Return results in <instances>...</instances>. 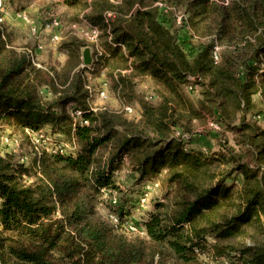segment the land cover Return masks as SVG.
Listing matches in <instances>:
<instances>
[{
	"label": "trees",
	"instance_id": "trees-1",
	"mask_svg": "<svg viewBox=\"0 0 264 264\" xmlns=\"http://www.w3.org/2000/svg\"><path fill=\"white\" fill-rule=\"evenodd\" d=\"M158 1L164 10L155 5ZM162 1L85 0L84 18L100 30L99 42L113 46L111 53L80 66L77 50L89 44L70 37L68 56L52 74L10 47L0 30V140H9L0 147V264H151L155 255L179 264H195L200 256L264 264V131L234 127L249 143L255 166L243 155L232 156L231 149L223 153V146L222 157H215L188 144L195 119L247 112L254 107V93L262 103L257 114L264 118V0ZM181 6L186 16L174 28V9ZM108 11L112 14L106 17ZM210 21L216 32L209 29ZM179 29L189 33L184 41L190 55L178 41ZM213 33L209 44L191 46L193 35ZM216 40L230 48V55L220 51L219 61L210 55ZM119 44L128 55L119 53ZM105 69L109 81L117 75V92L132 91L135 78L149 74L185 107L176 113L175 98L161 92L157 105L142 103L139 119L94 111L85 73L96 76ZM204 69L217 75L202 78L198 72ZM190 81L203 86L194 103L179 88ZM69 106L81 109L88 123L74 122ZM19 144L30 145L27 161L17 158ZM226 155L238 163L234 169L223 164ZM123 169L139 179L164 171L171 188L138 226L142 237L123 232L130 219L117 211L120 201L113 193ZM236 171L242 176L239 186L227 183ZM150 182L159 186L157 179ZM106 191L108 200L117 199L109 204L119 219L116 226L96 213Z\"/></svg>",
	"mask_w": 264,
	"mask_h": 264
},
{
	"label": "rangeland",
	"instance_id": "rangeland-1",
	"mask_svg": "<svg viewBox=\"0 0 264 264\" xmlns=\"http://www.w3.org/2000/svg\"><path fill=\"white\" fill-rule=\"evenodd\" d=\"M74 0H3L4 2V11L2 12L3 19L7 20V12H10L12 14L19 10H25L27 15L30 16L35 20V22L39 21L40 24L44 25L45 21L49 20L52 17H58L61 21V29H60V36L61 39L56 42H50L48 39H46L45 45H47V50L52 47H65L66 41L70 37H75L78 39L84 40L87 45L90 48L91 56L93 57L92 52V45L85 40V37L81 34V30L74 27V25H79L82 19H85V14L87 12V7L85 0H76L73 4ZM88 1V0H87ZM162 1V0H161ZM171 1V0H167ZM218 1V0H217ZM230 0H219V3H227ZM159 2V1H158ZM163 2V1H162ZM182 7V6H181ZM176 7L174 9L175 12V20L173 27L179 28L180 23L183 19V17L186 16L185 10L182 7ZM6 14V15H5ZM178 17H180V22H178ZM213 16H208V18H212ZM3 20V28L5 33V41L7 44L20 51L21 53L23 48H33L36 44V39L30 35L27 26L20 21H16V24L18 25H9V23L6 20ZM86 20V19H85ZM87 21V20H86ZM210 30L211 32H216V28L214 26V23L210 21ZM21 24V26H19ZM42 25L41 29H42ZM190 31V28L187 27ZM178 36V41L182 44V47L184 48L185 52L190 55V45L184 41V38L188 36V32L186 30H181L176 33ZM214 38V33L210 36H200V35H193V42L191 43V46L193 45H200L199 43H204V45H207L212 41ZM214 43V46L212 47V51L210 52L211 57H213V52H217V60L219 61V53L222 51L225 55H230L229 49L224 43H220L218 40ZM100 43V42H99ZM194 43V44H193ZM233 44V43H231ZM86 47V46H85ZM66 48V47H65ZM192 48V47H191ZM78 54H81L77 50ZM24 54V53H23ZM26 56V55H25ZM221 58V57H220ZM38 62L42 64L41 58H39ZM82 56H81V63L80 66H82ZM92 65V64H91ZM84 66V65H83ZM89 67V66H87ZM47 68V67H45ZM241 69V67H237V70L235 71L234 75H238V71ZM47 71L51 72L53 69L47 68ZM241 72V71H240ZM214 73V74H213ZM199 75L203 78V75H217L216 72L207 71L204 69L203 71L198 72ZM86 82H88L91 87L94 90H97L100 87L101 80H106L108 82V96L106 98H101L98 95H93V97L89 100L90 105L95 107L96 109H108L113 111H119L124 114L125 117L128 119H139L140 118V111H141V105L142 103L149 104V105H157L161 100V92L165 93L166 95L170 97L175 96L172 94L171 91L166 89V86L162 84V82H159L150 75H141L138 78H135V81L132 84V91L130 89H126L123 92H117L114 89L113 81H117V75L113 77V79L108 80V78L104 77V75H101V72L99 75L93 76V74L86 72ZM240 75H244L243 73H240ZM191 82V81H190ZM193 88L189 89L187 88L188 83H179V88L181 93L184 95L186 101L188 103H194L198 99L202 97L201 91L203 90V86L201 84L193 83L191 82ZM110 85V87H109ZM132 93V94H131ZM252 99L254 101V107L251 108V110L244 112L242 110H239L234 115H230L226 118L219 117L218 114H212L209 113L205 115L204 117H199L198 120H194V126L192 127L193 132L195 133V136L193 139L192 136H189L190 146L194 151H202V152H211L214 155H217L215 157H222V155L219 153L221 150V146L226 147L225 150L222 152L225 153L228 152V149H231L232 156L236 155H243V160L247 161L250 166H255V163L253 162V154L251 152H248L247 149L249 147V143H246L241 139L239 132L234 129L236 125H242L244 127V131L247 133L254 132L252 131L253 128H257V130H263L264 131V118L257 114V111L262 107V103L260 101L259 93H254L252 95ZM172 106L175 108V112L179 113L181 109L185 107L184 104L180 103L178 99L175 98V101H171ZM122 104H129L132 107H134V111L131 114H127L122 110ZM228 103V107H229ZM231 108V106L229 107ZM228 108V109H229ZM215 120H218L221 122L222 125H219L216 123ZM223 123H226L225 125ZM252 128V130H251ZM150 135H153L152 132H150ZM5 142L0 140V147L4 146ZM20 144L17 146L19 147ZM17 158L21 159L22 161H27V158H29L32 154L30 145L27 144L23 148H19L17 151ZM225 160L223 164L227 169H234L238 163L231 160L229 156H225ZM229 159V160H228ZM226 160H228L226 162ZM126 169H123V171L119 172V175L117 176L119 187L115 189V192L113 193L116 197L119 199V207H117V211L122 216L130 219L129 221L134 222L137 226H142L144 223L143 221L146 220L148 211H150L153 208V204L158 199H166L168 196V193H171V188L167 182L164 181L163 175L164 171H161L159 173H156L152 176L145 177L144 179H139L138 177L133 176V174L127 173ZM241 173L235 172L231 178L227 179V183H231L235 181V185H240V179H241ZM157 179L159 181V186L155 187L154 190L151 191L149 194V199L144 205H140L138 203L139 194L141 192V189L150 181V179ZM108 191L102 192L101 195V202L96 207V213L99 216H104L106 214L107 210H110L109 207L111 204L112 199L108 200L110 196H108ZM112 194V195H113ZM111 195V196H112ZM140 205V206H139ZM127 236L132 237L131 233H128L126 231H123ZM139 235V234H138ZM140 237L144 236L139 235ZM143 239H146L143 237ZM212 239L208 238V243H211ZM1 253V252H0ZM205 256H200V259L195 264H208L211 260H204ZM223 260V259H221ZM220 260V261H221ZM226 260V259H225ZM134 264H140V263H134ZM147 264V263H146ZM151 264H179L174 262L173 260L169 258H162L159 260V257L157 255L154 256L153 263Z\"/></svg>",
	"mask_w": 264,
	"mask_h": 264
},
{
	"label": "built area",
	"instance_id": "built-area-1",
	"mask_svg": "<svg viewBox=\"0 0 264 264\" xmlns=\"http://www.w3.org/2000/svg\"><path fill=\"white\" fill-rule=\"evenodd\" d=\"M88 1H90V0H88ZM155 5L158 6L161 10L162 9L164 10L163 4L161 2H156ZM3 11H4V2H3V0H0V30H1V36L5 40L4 28L2 25L3 20H4L3 16H2ZM111 14L112 13L110 11L106 12V17L111 16ZM15 15L18 19H20L27 26L30 35L36 39V44L33 48H30V47L23 48L22 52L26 55L27 59L33 65H35L36 67H41V68L46 69L40 62H38L37 51H42V50L47 48V45H45V42H44L46 39H48L50 42H53V43H56L61 39V36L59 34L60 29L62 27L60 19L58 17H52L49 20L45 21L44 22L45 24L42 25L39 23V21L35 22V20L33 18L28 16L25 10L16 11ZM178 22H180V17H178ZM40 25H42V29H41ZM74 27L77 29H80L82 31L81 34L85 37V40H87L90 43V45H92V52L94 54L92 57V64L102 54H107V51L99 43L98 38H99L100 30L98 29V27L92 25L91 23H89L85 19H82L81 22L79 23V25H74ZM213 58L215 60H217V58H218L216 51L213 52ZM82 66H83V64H82ZM49 73L52 74L51 72H49ZM191 80H192V78H191ZM84 86L87 89V91L89 92L90 97H93L94 94L98 95L101 98H106L108 96V88H107L108 82L106 80H103V79L101 80L100 87L97 90H94L88 82H86ZM43 88L45 90L44 91L45 94L43 93V90H41L42 93L46 96H50L51 95L50 90L47 89V87H43ZM187 88H189V89L193 88L191 82L188 83ZM89 107H90V109H92L94 111L96 110V108L93 107L92 105H90V103H89ZM121 108L127 114H131L134 111V109H133L134 107H132L129 104H122ZM69 112H70V115H71L74 122L79 121V123H83V124L88 123L87 120L81 119V115H82L81 109L72 108ZM26 131L30 135L31 140L33 142L37 141V137L35 136V134L31 133L28 129ZM2 140L5 143L9 142V140L6 136H3ZM60 151H62V149H60ZM157 186H158L157 182L148 181V183L143 187L144 193L141 196H139V198H138V202L140 205H144L148 201L149 194ZM111 204L112 205L117 204V199L115 197H113ZM103 217L111 225L116 226L119 224V219H118V216L115 212L107 210L106 214H104ZM124 228H125L126 232L131 233L132 235H138V234L143 235V234H145V232L142 229H139L138 226L134 222H131V221L126 222ZM227 262L228 261L225 259H223L221 261L220 260H211L208 264H227Z\"/></svg>",
	"mask_w": 264,
	"mask_h": 264
},
{
	"label": "crops",
	"instance_id": "crops-1",
	"mask_svg": "<svg viewBox=\"0 0 264 264\" xmlns=\"http://www.w3.org/2000/svg\"><path fill=\"white\" fill-rule=\"evenodd\" d=\"M6 15V14H5ZM5 19V17H4ZM6 20V19H5ZM20 21L22 22L20 19H18L15 15V13L12 12V14L10 12H7V22L9 23V25H18L16 24V21ZM19 26H21V24H19ZM108 41V40H107ZM109 42V41H108ZM105 44L104 41L100 40V44L102 47H106L108 46V48L105 50L107 51V53H111V49L113 48V46L110 44ZM104 44L106 46H104ZM85 47V46H84ZM84 47H81L80 48V55L82 56V51L84 49ZM119 53H123L124 55H128V49L126 48V46L124 44H119ZM90 54H91V51H90ZM68 56V50L67 48L65 47H52L50 46V48H48L47 50H42V51H37V59L39 60V58H41V61H42V65L44 67H47V68H51V69H58L63 63L64 61L66 60ZM130 59H133V57H131ZM46 68V69H47ZM125 70H122V72H124ZM108 73V70H104L101 72V75H106ZM108 75V74H107ZM113 75H116L113 73ZM145 75H149V74H145ZM43 90V93H44V88L42 89ZM45 94V93H44ZM73 107L72 106H69L68 107V111H70Z\"/></svg>",
	"mask_w": 264,
	"mask_h": 264
},
{
	"label": "water",
	"instance_id": "water-1",
	"mask_svg": "<svg viewBox=\"0 0 264 264\" xmlns=\"http://www.w3.org/2000/svg\"><path fill=\"white\" fill-rule=\"evenodd\" d=\"M82 63L84 66H90L92 64V56L88 46L84 47L82 51Z\"/></svg>",
	"mask_w": 264,
	"mask_h": 264
}]
</instances>
